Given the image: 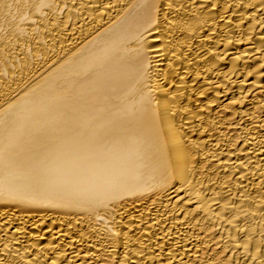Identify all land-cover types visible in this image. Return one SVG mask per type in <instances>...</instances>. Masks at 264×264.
<instances>
[{
    "label": "bare ground",
    "instance_id": "6f19581e",
    "mask_svg": "<svg viewBox=\"0 0 264 264\" xmlns=\"http://www.w3.org/2000/svg\"><path fill=\"white\" fill-rule=\"evenodd\" d=\"M0 264H264V0H0Z\"/></svg>",
    "mask_w": 264,
    "mask_h": 264
}]
</instances>
